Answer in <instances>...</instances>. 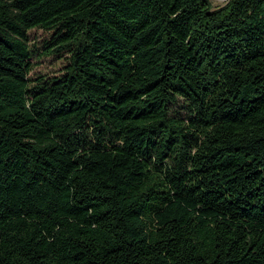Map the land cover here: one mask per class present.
Wrapping results in <instances>:
<instances>
[{"label":"trees","instance_id":"1","mask_svg":"<svg viewBox=\"0 0 264 264\" xmlns=\"http://www.w3.org/2000/svg\"><path fill=\"white\" fill-rule=\"evenodd\" d=\"M0 264H264V0H0Z\"/></svg>","mask_w":264,"mask_h":264},{"label":"rangeland","instance_id":"2","mask_svg":"<svg viewBox=\"0 0 264 264\" xmlns=\"http://www.w3.org/2000/svg\"><path fill=\"white\" fill-rule=\"evenodd\" d=\"M213 8L222 6L229 0H209ZM53 32H45L41 29H33L28 32V40L31 47L30 61L33 65L30 77L33 80L38 78L51 79L60 78L64 74V69L68 64L67 53L52 56H44L43 53L47 44L51 41ZM174 115L183 117L185 115V105L181 98L170 104Z\"/></svg>","mask_w":264,"mask_h":264}]
</instances>
